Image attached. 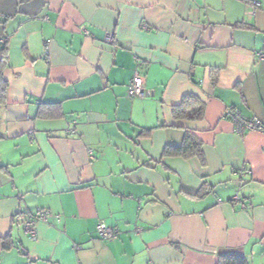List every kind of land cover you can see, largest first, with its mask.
<instances>
[{
  "label": "crops",
  "instance_id": "0c3cea01",
  "mask_svg": "<svg viewBox=\"0 0 264 264\" xmlns=\"http://www.w3.org/2000/svg\"><path fill=\"white\" fill-rule=\"evenodd\" d=\"M259 53L264 0H0V264H264V131L223 115L264 125ZM186 131L203 164L163 156Z\"/></svg>",
  "mask_w": 264,
  "mask_h": 264
},
{
  "label": "built area",
  "instance_id": "2783aa9c",
  "mask_svg": "<svg viewBox=\"0 0 264 264\" xmlns=\"http://www.w3.org/2000/svg\"><path fill=\"white\" fill-rule=\"evenodd\" d=\"M259 59H264V53L258 54ZM127 94L131 97H145L148 95L147 90L145 89L144 82L142 75L140 72L135 71L132 75V77L128 80L127 85ZM224 117L230 118L233 120L235 124V131L239 135H243L246 131L250 130H257V131H264V126L262 123L254 118V117H244L239 110H237L234 107H228L224 111ZM89 158L93 159L94 154L91 149L88 150ZM232 200L239 201L241 208H245L247 204L241 200L240 196L235 194L232 197ZM48 215V211L44 209H37L34 216L30 217L26 220L24 224V230L26 233L29 234V236L34 237L35 236V228H34V222L35 220H42L45 221L46 217ZM96 231L102 240H113L117 237L118 231L117 229L105 225L103 223H98L96 226Z\"/></svg>",
  "mask_w": 264,
  "mask_h": 264
},
{
  "label": "trees",
  "instance_id": "16d2710c",
  "mask_svg": "<svg viewBox=\"0 0 264 264\" xmlns=\"http://www.w3.org/2000/svg\"><path fill=\"white\" fill-rule=\"evenodd\" d=\"M4 59V57H2ZM204 103L193 94H185L181 101L172 107L174 119L199 120L204 116ZM263 125V124H262ZM264 126V125H263ZM163 156L190 158L197 157L203 164L205 162L201 142L190 132H185L179 145H166ZM4 247H8L5 238H2ZM216 264H250L244 255L224 254L218 257Z\"/></svg>",
  "mask_w": 264,
  "mask_h": 264
}]
</instances>
